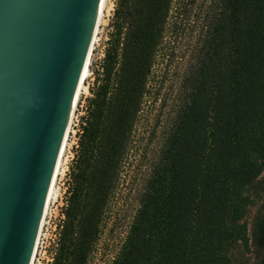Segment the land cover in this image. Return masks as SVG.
Returning <instances> with one entry per match:
<instances>
[{
    "label": "trees",
    "instance_id": "1",
    "mask_svg": "<svg viewBox=\"0 0 264 264\" xmlns=\"http://www.w3.org/2000/svg\"><path fill=\"white\" fill-rule=\"evenodd\" d=\"M173 0H115L111 32L70 167L54 264H88L119 183ZM183 105L111 264H227L236 196L264 162V0H221ZM264 244V216L252 232Z\"/></svg>",
    "mask_w": 264,
    "mask_h": 264
},
{
    "label": "water",
    "instance_id": "2",
    "mask_svg": "<svg viewBox=\"0 0 264 264\" xmlns=\"http://www.w3.org/2000/svg\"><path fill=\"white\" fill-rule=\"evenodd\" d=\"M102 0H0V264H29Z\"/></svg>",
    "mask_w": 264,
    "mask_h": 264
},
{
    "label": "rangeland",
    "instance_id": "3",
    "mask_svg": "<svg viewBox=\"0 0 264 264\" xmlns=\"http://www.w3.org/2000/svg\"><path fill=\"white\" fill-rule=\"evenodd\" d=\"M220 3L221 0H173L143 104L131 133L119 183L105 207L101 231L88 264H111L119 253L139 208L152 167L183 105L185 80L197 66L202 40ZM114 9L115 0H108L90 59V75L85 81L87 90L80 96L84 102L74 114L76 121L73 119L75 126H72L69 136L63 173L56 182L57 197L49 204L33 264H54L63 212L69 198L70 167L87 117L95 77L105 57ZM74 130L76 135L71 138ZM249 159L261 164L262 170L256 179L237 193L238 214L233 225L241 228V238L227 245V264H264V244L256 245L252 241L254 227L264 216V162L253 154Z\"/></svg>",
    "mask_w": 264,
    "mask_h": 264
},
{
    "label": "bare ground",
    "instance_id": "4",
    "mask_svg": "<svg viewBox=\"0 0 264 264\" xmlns=\"http://www.w3.org/2000/svg\"><path fill=\"white\" fill-rule=\"evenodd\" d=\"M107 1L108 0H102L101 5H100L99 13L97 16V20H96L95 27L93 30L92 38H91L90 45L88 48V52L86 55L85 63H84L83 70L81 73V77L79 80L78 88H77L76 95L74 98V102H73L72 110L70 113L69 121L67 124V128H66L64 139H63L61 151H60L59 158H58V161L56 164V168H55V171H54L51 183H50V187H49L47 198H46L45 205L43 208L42 216H41L40 223L38 226V230L36 233V237H35V241L33 244L29 264L34 263L38 244L40 241V237L42 236L43 226L45 223V218L47 215L49 204L52 202V200H54L57 197L56 182H57L59 176L62 175V173H63L62 166L64 163L65 152H66V149L68 147L69 136L72 133L73 119H74V114L76 111L77 104L79 102L80 96L83 93H85L87 90V87L85 86L86 85L85 81L90 75V70H89L90 59H91V55H92V51H93L95 41L97 40V34H98L100 24L102 22L104 11L107 7Z\"/></svg>",
    "mask_w": 264,
    "mask_h": 264
},
{
    "label": "built area",
    "instance_id": "5",
    "mask_svg": "<svg viewBox=\"0 0 264 264\" xmlns=\"http://www.w3.org/2000/svg\"><path fill=\"white\" fill-rule=\"evenodd\" d=\"M82 96V95H81ZM82 97H80V100H79V102H78V104H77V107H81L82 105L81 104H83V102H84V99L82 98ZM85 98V97H84ZM77 107H76V110H77ZM75 121H76V119H74ZM73 126H75V123L73 122ZM75 135H76V132H75V130H74V134H72L71 135V138H74L75 137ZM72 148V146L70 147V149ZM68 152H69V150H68Z\"/></svg>",
    "mask_w": 264,
    "mask_h": 264
}]
</instances>
